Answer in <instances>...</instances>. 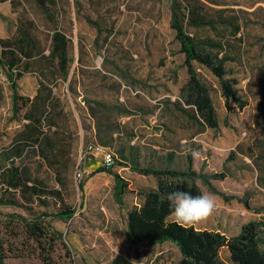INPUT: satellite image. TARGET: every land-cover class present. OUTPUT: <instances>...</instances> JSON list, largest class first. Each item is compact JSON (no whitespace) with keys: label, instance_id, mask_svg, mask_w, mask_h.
I'll return each mask as SVG.
<instances>
[{"label":"rangeland","instance_id":"obj_1","mask_svg":"<svg viewBox=\"0 0 264 264\" xmlns=\"http://www.w3.org/2000/svg\"><path fill=\"white\" fill-rule=\"evenodd\" d=\"M199 1L211 18L229 24L217 25L216 31L189 32L203 51L229 59L228 77L235 80L236 96L246 104L243 109L232 101L225 104L217 80L202 70L199 75L218 120L216 131L199 129L173 105L187 75L170 28V0H50L49 16L33 0L0 3V39L15 37L18 21H31L25 27L38 39L44 55L49 53L53 29L70 40L66 79L58 68L46 72L51 111L39 129L25 117L26 101L39 88L34 65L15 81L22 98L16 113L8 72L0 66V240L12 251L4 264H42L34 243L25 240L21 218H42L62 235L51 254L54 264H109L116 255L135 264H176L180 253L170 242L129 243L126 214L138 204L141 191L156 188L154 177L139 175L134 168L183 171L188 158L193 170L206 176L217 191L216 212L192 227L232 236L247 222L264 221V162L258 147L264 129L259 105L264 85V0ZM214 42L222 51L210 45ZM104 93L113 107L129 110L108 113L118 129L107 147L115 161L108 169L98 150L87 151L95 141L83 103ZM40 94L46 97L47 91ZM40 105L37 102L35 110L42 109ZM40 134L44 137L37 145L32 138ZM44 139L53 143V150L43 145ZM119 150L127 162L121 161ZM10 168L24 172L31 184L36 181L41 188L58 190L60 197L26 203L18 190L6 186ZM109 172L126 184L120 197ZM212 175L225 177L213 180ZM196 184L201 193H212L201 180ZM5 198L15 200L16 206L4 205ZM64 209L74 212L71 219L54 217Z\"/></svg>","mask_w":264,"mask_h":264},{"label":"trees","instance_id":"obj_2","mask_svg":"<svg viewBox=\"0 0 264 264\" xmlns=\"http://www.w3.org/2000/svg\"><path fill=\"white\" fill-rule=\"evenodd\" d=\"M38 9L49 16L50 0H33ZM13 0H0V3H11ZM91 24V21L88 20ZM25 24V25H23ZM228 20H214L207 12V7L199 0H170V28L175 33V40L179 44V52L184 55L183 67L186 69V81L181 85L178 93L177 102L173 105L183 113L190 121H193L201 130L218 129V120L215 108L213 106L208 87L199 73L207 71L214 77L220 88L224 103L234 102L239 109L245 107L236 96L235 80L228 77V71L225 64L229 59L219 54H211L201 49L200 43L189 30H198L208 28L216 31L217 25H228ZM32 25L31 21H18L15 37L0 39V66L8 72V79L12 84L14 112L18 111V101L22 100L15 89V81L29 71L34 65L35 73L38 77V93L30 101L28 111L25 113L26 120L36 128H40L45 121L51 101V89L47 86L48 70L54 71L58 68L62 78L66 79L68 50L70 40L65 33L58 29L51 31L50 46L48 55H44V48L39 46L38 39L30 33L25 26ZM97 29V26L92 22ZM235 33L240 28L233 26ZM99 31V30H98ZM214 48L223 49L218 42L211 43ZM42 61L48 63L45 67L41 65ZM194 64L197 68H194ZM102 74V72H101ZM103 75V74H102ZM47 91L46 97H41L40 92ZM264 85L262 86V98L260 100L261 126L264 127ZM82 95V94H81ZM80 95V96H81ZM84 95H82V99ZM40 102L42 109L35 110V105ZM84 115L88 120L92 119L95 125V142L102 144L103 148L109 147L115 141L113 134L115 129L109 122L108 113L116 109L121 114H128L129 110L122 109L120 106L113 107L94 100H83ZM26 105V104H25ZM21 109V108H19ZM36 113L40 112L39 115ZM99 116V117H98ZM104 120L101 122V120ZM54 126V125H49ZM104 136V137H103ZM43 134L36 136L34 142L39 145L42 142ZM94 141V140H93ZM89 144L97 147L96 143ZM261 149L260 159L264 162V129L262 138L258 142ZM43 145L50 150L54 149L53 143L47 139L43 140ZM88 145V146H89ZM87 146V147H88ZM99 146V145H98ZM100 146V147H102ZM18 148L15 149V152ZM121 161L127 162L123 150H119ZM20 152L17 157H20ZM115 162V161H114ZM188 167L186 170L171 169H153L150 167L134 168L139 175L156 179V188L141 191L138 205L133 206L126 214V238L131 244L147 243L150 245H159L170 242L176 246L180 253V259L176 264H222L220 260V251L225 249L228 253L229 264H264V221L253 220L243 224L236 235L226 236L224 233L213 230H201L192 226H180L172 217V210L169 202L163 199V196L175 190L187 191L192 195H200L201 190L196 181L202 183L212 193H217L215 188L209 182V179L193 170L192 160L188 158ZM115 181V190L118 197L124 194L126 184L117 174H111ZM26 174L15 168H10L6 172V186L15 191H19L26 203H32L33 199L40 197H49L53 200L60 197L58 190H47L38 186L34 181L26 178ZM224 175H212L213 180L223 179ZM30 183V184H29ZM41 185V184H40ZM82 186H80V189ZM4 205L16 206L15 200L5 198ZM24 207L27 204H23ZM74 212L69 209L60 210L54 214L59 220H69ZM25 240L33 242L37 256L42 264H54L51 254L54 251L55 244L62 240V235L53 230L49 223L42 218L27 221L20 219ZM11 246L0 240V264L11 254ZM109 264H135L128 261L121 255H116Z\"/></svg>","mask_w":264,"mask_h":264},{"label":"clouds","instance_id":"obj_3","mask_svg":"<svg viewBox=\"0 0 264 264\" xmlns=\"http://www.w3.org/2000/svg\"><path fill=\"white\" fill-rule=\"evenodd\" d=\"M163 199L169 202L172 216L180 226L204 222L217 210L216 197L210 192L194 196L187 191L175 190L164 195Z\"/></svg>","mask_w":264,"mask_h":264},{"label":"crops","instance_id":"obj_4","mask_svg":"<svg viewBox=\"0 0 264 264\" xmlns=\"http://www.w3.org/2000/svg\"><path fill=\"white\" fill-rule=\"evenodd\" d=\"M102 74H103L104 76H106V73H105V72H102ZM179 89H180V88H179ZM104 94H105V93H104ZM104 94H103L102 96H99L98 98H92V100L110 106L111 103H110V101L108 100L106 94H105V95H104ZM79 98L81 99V98H82V95H81ZM176 99H178V98H176ZM82 105H83V103H82ZM89 122H90V128H92V131H93L91 137H92V139L95 141V138H96V136H95V130H94L95 125H94V122H93L92 119H90ZM137 205H138V204H136V206H137ZM171 218L174 220V217H173V216H172ZM174 221H175V220H174ZM213 231L221 232V231H219V230H213ZM238 231H239V229H238ZM238 231H237V233H238ZM221 233H224V232H221ZM237 233H236V234H237ZM224 234H225V233H224ZM236 234H234V235H236ZM225 235H226V234H225ZM234 235H232V236H234ZM262 250H264V246L262 247ZM221 252L224 253V256L226 257V258H225L226 261H223V260L221 259ZM220 260H221L222 264H229V263H228V253H227V251H226L225 249H222V250L220 251Z\"/></svg>","mask_w":264,"mask_h":264},{"label":"built area","instance_id":"obj_5","mask_svg":"<svg viewBox=\"0 0 264 264\" xmlns=\"http://www.w3.org/2000/svg\"><path fill=\"white\" fill-rule=\"evenodd\" d=\"M93 150H98L102 155V164L104 168L108 169L114 164V156L107 148H103L100 146L96 147L93 145H89L87 147V151H93Z\"/></svg>","mask_w":264,"mask_h":264}]
</instances>
